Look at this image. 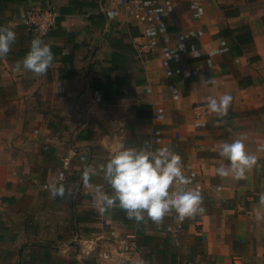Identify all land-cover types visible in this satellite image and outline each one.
Wrapping results in <instances>:
<instances>
[{"label":"crops","instance_id":"0c3cea01","mask_svg":"<svg viewBox=\"0 0 264 264\" xmlns=\"http://www.w3.org/2000/svg\"><path fill=\"white\" fill-rule=\"evenodd\" d=\"M144 1L151 21L122 0H0V26L16 33L0 58V264H264V0ZM48 6L57 19L41 39L52 66L18 72L35 38L25 14ZM152 37L145 60L138 47ZM224 94L233 101L218 122L207 98ZM233 139L258 158L244 180L217 174L229 163L220 145ZM120 144L180 155L205 212L160 226L118 207L101 213L95 186L110 194L103 166ZM72 147L83 160L66 168ZM54 182L73 195L53 198Z\"/></svg>","mask_w":264,"mask_h":264},{"label":"clouds","instance_id":"9594fccd","mask_svg":"<svg viewBox=\"0 0 264 264\" xmlns=\"http://www.w3.org/2000/svg\"><path fill=\"white\" fill-rule=\"evenodd\" d=\"M193 8L197 5L193 4ZM110 15H112L110 13ZM16 41V33L12 25L0 26V58L5 57ZM54 54L44 41L36 37L31 41V47L22 61L16 64V71L31 72L36 77L46 75L52 66ZM203 82V78H202ZM208 83L214 84L213 80ZM233 101L230 94L218 98H207V109L223 122L228 116L229 107ZM109 157L104 168V180L110 187L107 194L101 186H95L94 203L101 213L118 207L127 217L137 223L148 221L160 226L165 217H173L176 223H183L186 219H194L202 215L203 199L197 188H188L192 180L183 174V164L180 155L168 147L155 151L150 145L141 149L125 148L123 144ZM264 151V148L258 149ZM219 156L229 163L217 169V174L223 179L232 177L239 181L246 179L247 173L256 166L258 158L249 154L240 139H233L231 143L223 142L219 148ZM59 180H64L62 172ZM95 170L86 166L81 180L85 194L93 188L91 183ZM53 198L72 196L70 188L66 189L63 183H50L46 186ZM259 208L264 209V193L259 195ZM257 219H264L259 211ZM143 264V262H141Z\"/></svg>","mask_w":264,"mask_h":264},{"label":"built area","instance_id":"2783aa9c","mask_svg":"<svg viewBox=\"0 0 264 264\" xmlns=\"http://www.w3.org/2000/svg\"><path fill=\"white\" fill-rule=\"evenodd\" d=\"M126 8L132 13L134 19L151 21L153 12L146 7L144 0H122ZM57 19L56 11L51 7L45 8H30L27 10L24 17V28L32 37L45 38L48 36ZM156 37H152L147 44L138 47V53L143 59H149L154 52V44ZM82 161V153L78 149L72 147L68 154L62 158V163L66 168L70 167L71 162ZM104 260H111L113 258L110 252L102 253ZM177 264H202L201 261L193 258H187L179 261Z\"/></svg>","mask_w":264,"mask_h":264}]
</instances>
